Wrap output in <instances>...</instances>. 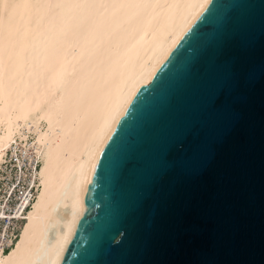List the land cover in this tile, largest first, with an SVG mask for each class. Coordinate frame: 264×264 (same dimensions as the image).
Wrapping results in <instances>:
<instances>
[{"label": "water", "instance_id": "water-1", "mask_svg": "<svg viewBox=\"0 0 264 264\" xmlns=\"http://www.w3.org/2000/svg\"><path fill=\"white\" fill-rule=\"evenodd\" d=\"M61 264H264V0H209L100 151Z\"/></svg>", "mask_w": 264, "mask_h": 264}, {"label": "bare ground", "instance_id": "bare-ground-1", "mask_svg": "<svg viewBox=\"0 0 264 264\" xmlns=\"http://www.w3.org/2000/svg\"><path fill=\"white\" fill-rule=\"evenodd\" d=\"M208 1L0 0V264H61L100 151Z\"/></svg>", "mask_w": 264, "mask_h": 264}, {"label": "rangeland", "instance_id": "rangeland-1", "mask_svg": "<svg viewBox=\"0 0 264 264\" xmlns=\"http://www.w3.org/2000/svg\"><path fill=\"white\" fill-rule=\"evenodd\" d=\"M12 161H7L5 164V167H1L0 166V198L2 197V195L4 194V186H5V181L8 179H13L14 177V174L16 173V165L15 164H11ZM10 174V175H9ZM5 179V180H4ZM25 184L24 183H21V186L16 188L17 191H19L20 188H23L25 187L24 186ZM13 198L15 199V197L13 196ZM11 199L9 200V202L12 204L14 199ZM14 220V219H13ZM20 220V219H19ZM19 220H16V221H13V227H12V230L10 231V235H15L17 230L19 229V224L20 221ZM19 221V222H18ZM1 222L2 220H0V226H1ZM8 249V247H6V250Z\"/></svg>", "mask_w": 264, "mask_h": 264}]
</instances>
